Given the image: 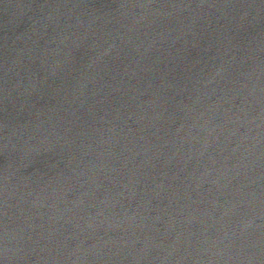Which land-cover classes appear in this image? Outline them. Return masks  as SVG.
<instances>
[{
	"label": "water",
	"instance_id": "water-1",
	"mask_svg": "<svg viewBox=\"0 0 264 264\" xmlns=\"http://www.w3.org/2000/svg\"><path fill=\"white\" fill-rule=\"evenodd\" d=\"M0 264H264V0H0Z\"/></svg>",
	"mask_w": 264,
	"mask_h": 264
}]
</instances>
